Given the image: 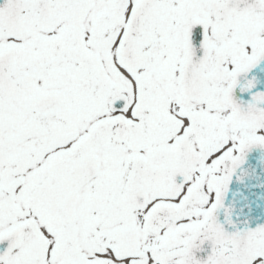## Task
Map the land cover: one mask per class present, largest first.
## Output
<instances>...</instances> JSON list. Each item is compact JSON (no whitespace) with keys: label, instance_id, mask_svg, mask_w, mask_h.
I'll return each mask as SVG.
<instances>
[{"label":"snow or ice","instance_id":"obj_1","mask_svg":"<svg viewBox=\"0 0 264 264\" xmlns=\"http://www.w3.org/2000/svg\"><path fill=\"white\" fill-rule=\"evenodd\" d=\"M0 264H264V0H0Z\"/></svg>","mask_w":264,"mask_h":264}]
</instances>
